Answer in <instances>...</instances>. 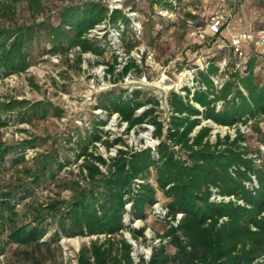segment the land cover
Returning <instances> with one entry per match:
<instances>
[{
    "label": "trees",
    "instance_id": "trees-1",
    "mask_svg": "<svg viewBox=\"0 0 264 264\" xmlns=\"http://www.w3.org/2000/svg\"><path fill=\"white\" fill-rule=\"evenodd\" d=\"M57 1L64 0H8L1 9L13 12L24 3L35 17L46 3ZM105 20L113 25L120 21L116 29L124 40L129 20L120 10L109 14L98 3L67 1L59 23L46 27L52 44L46 53L77 48L78 61L83 53L102 56L108 44L100 45L88 34ZM35 32L30 26L13 31L0 28V74L19 73L31 65ZM225 55L228 69L220 71L217 62ZM206 59V67L197 71L191 85L169 92L166 125L158 114V100H143L138 91L106 92L96 104L105 118L97 117L92 130L80 137L72 161L60 158L58 152L35 157L32 164L24 155L3 157L5 151H23L27 143L0 149V162L9 161L11 171L7 189L0 192V254L10 245L48 246L44 239L55 225L54 240L59 236L96 237L81 246L77 264H134L131 245L123 233L143 241L145 228L133 229L127 219H145L160 193L169 213L173 217L181 213L182 217L177 226L167 225L157 234L159 244L149 259L141 257L140 264H264V151L260 148L264 131L259 126L264 120V67L257 69L258 57L251 55L236 68L237 59L227 49L210 53ZM113 61L107 64L110 76L126 75L136 67L130 60L115 73V55ZM216 77L220 87L213 82ZM3 104V111L16 105L11 101ZM30 108L32 115L38 109L43 111L39 103ZM139 109L142 111L137 112ZM114 114L120 123H126V133L151 124L157 143L133 148L120 136L110 138L102 129ZM16 118L23 120V114ZM202 121L236 129L233 135L216 133L212 140L211 126L202 125ZM239 125L255 133L258 143L247 141ZM98 143L107 152L114 147L115 155L102 156L97 152ZM78 160L84 183L63 186L70 191L68 198L40 203L35 189L46 181L57 184L58 172ZM14 174L15 180L20 174L27 179L12 184ZM19 203L24 221L16 208ZM168 246L174 252H169ZM28 262L46 264L31 257Z\"/></svg>",
    "mask_w": 264,
    "mask_h": 264
},
{
    "label": "rangeland",
    "instance_id": "rangeland-1",
    "mask_svg": "<svg viewBox=\"0 0 264 264\" xmlns=\"http://www.w3.org/2000/svg\"><path fill=\"white\" fill-rule=\"evenodd\" d=\"M67 1L73 3L94 2L105 6L108 13L120 10L129 20L128 32L122 40L116 29V25L103 21L88 34L89 38L95 39L100 45L108 44V49L102 56L92 53H83L81 61L77 60L78 49H71L62 53H46L52 47L47 35V26H56L59 23V13ZM4 2V3H3ZM8 0H0V28L15 30L24 27H32L35 32L34 41L30 51L31 65L24 71L13 74H0V149H10L15 145L24 143L23 151L4 152L3 157L14 158L25 156L32 164L35 157H41L48 152H58L60 158L73 160V153L77 150V142L80 137L88 134L97 117L105 118L104 112L96 109L100 97L106 92L113 95L124 91L128 94L138 91L143 100L156 99L159 102L158 114L164 124L168 122V94L171 90H179L183 85H191L197 71L206 67V58L210 52L202 46L189 33L186 19L195 14L193 23L200 24L202 19L199 14L204 13V0H189L183 4L173 21H167L158 13L161 8V0H64L49 2L44 5L43 11L37 16L30 15L24 3L17 5L14 11H3L2 5ZM6 10L7 8L4 7ZM191 12V13H190ZM259 14L250 13L251 20L263 19L264 11L258 10ZM206 16V13L204 14ZM124 28V26H120ZM247 29V28H246ZM39 43V44H37ZM131 46V49H129ZM141 52L143 54L141 55ZM117 55V61H126L133 58L135 69L128 76H106L107 64L113 63V56ZM141 55V62L137 56ZM128 63L130 59H128ZM121 65V64H120ZM102 69H101V67ZM256 68H263V61L258 59ZM215 79H218L217 77ZM15 102L14 108L3 111V103ZM25 102L24 105L20 103ZM39 103L43 111L38 109L34 115L31 105ZM142 111V109L140 110ZM137 111V112H140ZM23 114V120L16 118ZM202 125L212 128L211 139L216 133L224 135L234 134L235 127L219 126L211 121H202ZM264 131V120L259 122ZM244 129L249 142L258 143V138L245 125H239ZM250 128L252 125L249 126ZM126 125L120 123L117 115L108 118L103 131L110 134V138L121 137L128 147L139 148L151 146L157 143L153 137V126L149 123L135 127L128 133ZM105 137L103 136L102 139ZM97 152L104 157L111 155L99 143ZM114 148V147H112ZM260 148L264 150V145ZM21 153V154H20ZM15 155V156H14ZM71 163L57 174V184L49 181L42 183L35 189L40 203L46 204L55 199L68 198L70 191L63 186L81 185L84 183L78 165ZM10 162L5 160L4 165L0 162V192L7 189L10 182L8 166ZM21 168V167H19ZM13 175L12 184L25 181L27 178L20 174L15 180ZM153 181V177L151 178ZM9 188V187H8ZM158 202L162 205L167 201L160 193H157ZM28 198L24 199L26 202ZM19 210L21 221L22 203L16 207ZM26 220V219H25ZM127 224L133 229L145 228V240H134L127 231L123 237L131 245V255L134 264H140L141 257L149 259L152 249L159 244L157 234H161L167 227V223L146 211L145 219H127ZM56 231L52 225L44 240L48 246L41 249L10 245L4 254H0V264H31L28 257L46 264H77V255L84 243H88L93 237H66L59 236L53 239ZM103 238V237H102ZM169 252H174L171 246Z\"/></svg>",
    "mask_w": 264,
    "mask_h": 264
},
{
    "label": "built area",
    "instance_id": "built-area-1",
    "mask_svg": "<svg viewBox=\"0 0 264 264\" xmlns=\"http://www.w3.org/2000/svg\"><path fill=\"white\" fill-rule=\"evenodd\" d=\"M112 1L117 2L120 0ZM188 2L189 0H161V8H158L157 11L167 21H173L179 8ZM204 3L205 12L198 15L202 19L200 24L193 23L196 18L195 14L189 16V19L185 21L190 30L189 34L197 42L202 43V46L207 47V52L214 53L222 49L232 52L237 59L236 68H240L241 64L251 55L257 56L259 60L261 59L264 67V20H251L249 15L250 13L258 15L259 9L264 11V0H204ZM205 13L206 16H204ZM142 54L143 52H141ZM141 55L137 56L138 62H141ZM115 56L117 57V55ZM128 59L133 60V58L128 57L126 61L121 63L117 61L115 73L120 72L123 66L128 63ZM227 59L225 55L217 62L220 71L228 69ZM131 70L125 76L130 75ZM106 76L109 77L110 75L106 74ZM192 80L193 78H191ZM213 82L215 85L221 86L219 79L214 78ZM124 124L126 125V123ZM240 130L244 132L243 128H240ZM109 150L111 156L115 155V148ZM150 213L154 217L163 220L168 226H177L182 217L181 213L173 217L168 208L160 202H156L150 207ZM91 237L96 238L95 236ZM157 240L159 242L158 238Z\"/></svg>",
    "mask_w": 264,
    "mask_h": 264
}]
</instances>
